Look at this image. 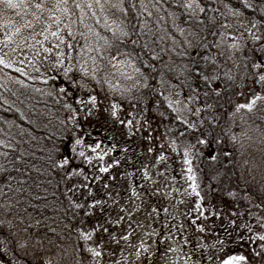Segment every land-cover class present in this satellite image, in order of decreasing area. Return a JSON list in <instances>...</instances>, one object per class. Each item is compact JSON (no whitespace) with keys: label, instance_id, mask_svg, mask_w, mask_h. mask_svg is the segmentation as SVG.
<instances>
[{"label":"trees","instance_id":"16d2710c","mask_svg":"<svg viewBox=\"0 0 264 264\" xmlns=\"http://www.w3.org/2000/svg\"><path fill=\"white\" fill-rule=\"evenodd\" d=\"M54 1L44 0L46 8ZM35 2L38 0H24L28 5ZM89 2L93 4L91 9L86 7ZM179 2L182 3L183 0ZM224 2L240 7L238 0ZM76 3L84 6L85 23L101 35L111 38L113 33L109 28L126 26L129 36L123 41L114 42L109 51L116 55L119 48L123 52L134 53L133 59L139 57L136 67L148 77L147 87H141L139 90L131 87L130 93H118L122 96L115 98V104L119 105L117 109L126 112L131 105L129 112L133 109L141 112L145 125L158 124L160 136L164 141L162 145H171L177 149L173 161L182 169V176L189 178L194 174L200 175L211 190L209 194L223 185L224 188L228 187V183L235 188L240 186L239 190L246 191L250 197V201L247 199V207L250 205L248 209L255 211L258 204L256 202H259L264 213V100H257L254 109L246 112L248 119L244 117V125L250 124L253 127L251 137L240 128L242 117H235L236 100L251 99L256 93L264 96V85L254 82L255 70L251 68V63L259 54L250 51L252 42L249 39L242 41L245 46L234 54L227 48L231 36L225 38L220 47L215 46L220 40L221 31L230 32L233 36L242 34L248 37L244 29L251 26L253 16L262 21L264 16L249 9L241 17H225L217 12L206 11L201 13L199 18H190L174 0H160L163 7L157 4V0H108L107 3L101 0L103 8L96 6L95 0H76ZM118 3L122 7L112 6ZM69 5L72 6V0H69ZM212 6L218 7L220 12L225 11L222 3H214ZM19 10L26 15H31L34 11L39 12L31 6L7 9L0 4V17L8 18ZM71 10L74 15L70 20H79L80 10L74 6ZM168 12L176 13L178 19L175 20V25L184 29L183 34L176 30ZM209 16L216 17L215 23L209 22ZM240 21H245L243 26H240ZM226 22L233 24V27L221 29L219 25ZM106 23L109 26L107 28ZM141 24L144 27H141ZM259 27L264 31V23ZM75 28L85 31L79 23ZM77 40L79 44L84 42L79 37ZM185 40L189 41L191 46L186 44ZM133 41L138 43L134 44ZM259 43H264V39ZM201 44L207 46L201 47ZM78 50L77 47L75 51ZM222 51L224 55L220 54ZM153 52L156 53L155 57ZM181 52L184 55H180ZM230 54L233 56L231 59ZM204 57H214L215 62L211 59L205 60ZM244 57L249 59L245 60ZM144 61L148 63L145 64ZM17 68L20 71H17ZM108 68L111 67L108 65L107 71ZM260 71H264V68ZM200 73L216 75L218 79L209 84L200 79ZM225 73H229L232 79L229 80ZM73 74L75 79H79L75 68L73 73H70ZM136 79L143 83L142 77L134 76V82ZM121 85V81L116 82L111 89ZM61 88L65 91L61 92ZM214 88L219 89V94L212 90ZM88 89L95 94H101L105 87L94 85ZM191 89L196 90L197 99L189 103L187 98L193 95ZM121 90L123 89L120 87ZM86 91L73 87L64 76L63 68L52 69L44 76L28 72L19 64L14 63L11 67L0 64V141H3L0 143V241L4 242L0 247L8 245L11 250L18 252L21 255L17 258L19 263L27 264L25 261L35 260L44 255L47 249L51 252L57 251L61 255L60 252H64L65 247L69 249V244L77 242L76 230L79 226L75 221V212L87 214V220L91 217L90 214L99 219L100 213L103 219L105 217L108 220L107 226H112V219L109 220L110 211L101 207V204L93 203L94 200L101 201L103 188L98 184L100 189L93 191L92 189L98 186L90 181L87 186L91 187V190L87 187V193L81 194L79 191L86 182L83 178L90 177L87 176L90 174L101 177L100 163L107 162L106 156L97 158L96 153L88 155L91 160L85 161L78 155L80 146H76L75 152L72 151V145L82 124L74 123L76 119L67 114L68 110L64 105L70 104L71 110L79 112L81 107L78 106L77 100L83 99L82 93ZM177 92L179 96L176 95ZM205 92L208 93L207 96L204 95ZM177 100L181 101V108L183 104H188L191 112L184 111L183 115L190 123L196 125L194 128L188 129L187 125L174 119L176 113L168 108V103ZM205 104L212 107L205 108ZM196 108L201 109L198 116L193 115ZM229 113L235 114L230 116ZM234 135L235 141L232 140ZM256 136L261 138V142L255 140L253 143L256 145H252L249 141ZM201 139L205 141L204 144L199 143ZM123 141L126 140L119 141V146L117 140L114 143L115 149H118L119 160ZM186 149L190 150L186 153ZM247 153L256 159L253 166L248 161L251 155ZM186 156L188 164L184 162ZM62 159H67L68 163H60ZM161 160L160 158V170H166L164 172L171 178L169 172L172 170L163 168ZM258 170H263V173H257ZM69 172L82 174L69 176ZM161 174L162 171L160 178ZM182 176L173 178L174 184L188 187L186 179ZM178 179H182L186 185H180ZM195 190L202 191L200 187H195ZM157 191L160 192V197L164 195L160 189ZM171 193L175 197L178 195L177 200H182V193ZM83 195L86 196L82 197ZM212 195L210 206L216 203V196ZM80 199L86 203H79ZM68 200L73 202L69 203ZM75 204L81 207L76 208ZM226 204L227 201L219 203L215 210L223 211ZM202 206L203 204H200L199 208ZM239 207L242 212L246 210L243 206ZM248 212L251 213L249 210ZM175 213L177 211L171 204V209L167 212L168 217H174L172 220L178 224L180 221L173 216ZM227 216L232 217L231 214ZM22 259L23 261H20Z\"/></svg>","mask_w":264,"mask_h":264},{"label":"rangeland","instance_id":"374dc122","mask_svg":"<svg viewBox=\"0 0 264 264\" xmlns=\"http://www.w3.org/2000/svg\"><path fill=\"white\" fill-rule=\"evenodd\" d=\"M54 5L55 1L48 8H52L56 15L61 16L64 23H68L70 17L55 9ZM34 12H31V15H26L19 10L8 18L0 17V57L11 61V65L19 64L28 72L40 73L45 76L46 72L49 73L52 69L66 67L67 60L63 66L53 67L57 59L55 55L58 50L55 47L57 41L51 36L45 40L40 33L45 27H48L49 31L56 30L55 24L52 23L55 17L48 11H44L42 14L35 12L42 18L37 23L33 17ZM28 22H31V27L26 26ZM73 27L75 28V25ZM17 28L20 29L19 32L15 31ZM61 32L66 35V29L62 25ZM37 41H41L43 47L52 48V51L44 52ZM59 50L66 51L65 48ZM37 52L39 55H36ZM110 54L115 55L114 52H110ZM118 59L122 58L118 57ZM109 66L111 68H108L107 72L110 83L114 86L116 82L121 81L123 85L120 87L122 89L130 88L131 91L134 80L125 79V76L132 75V69L126 65L123 67L116 65L115 68L112 65ZM124 84L127 85L124 86ZM94 85H96L95 81L89 82V87ZM103 86L105 89L101 94H95L89 89L82 93L85 101H87L88 95L97 96L98 106L91 112L89 109L92 106L89 102L83 106L79 104L78 106L81 107L79 112L67 108V114L74 116L76 125L78 122L82 124L77 137L82 141V144L79 145L80 151H83L85 156L93 155V153H100L97 158L106 156L107 162L100 163L99 168L112 165L107 172L100 171L102 176L99 180L96 179L95 174L94 176L87 175L90 176L87 179L83 178L86 182L79 190L81 194L87 193L89 186L85 187V185H88L90 181L97 183L96 186H98L94 187L93 191L100 189V186L103 188L101 207L110 211L109 220L112 219V226L111 228L107 226L108 220L105 217L103 219L100 213L99 219L100 217L102 219L99 220L89 213L91 217L87 220V214L75 212L78 229L83 232H91V238L88 240L80 238V234L76 230L78 241L69 244V249L65 247L66 250L60 252L61 255L57 251L51 252L47 249L44 255L33 261H25V263L95 264L91 254L84 249L99 245L97 250L102 251V255L96 259L100 261V264H220V261L228 255L245 256L246 261L239 262V264H264L262 242L259 239L251 238L253 233L264 232V228H261L256 221V216L264 217L259 202H256L258 204L255 211L248 209L250 205L247 207V199L250 201V197L247 192L239 190L240 186L235 188L228 183L226 184L228 187L224 188L225 185H223L212 190V194L216 196L214 198L216 203L210 206L213 195L209 194L211 190L205 184V180L202 181V177L196 174L191 176L192 179L186 175L182 176V169L176 164V161H173L177 149L171 145L169 147L162 145L164 141L160 136L158 124L145 125L141 112H136L135 109L129 112L131 105L126 112L117 109V116L113 117L111 106L117 100L115 98H121L119 96L122 95L118 93H123V90L120 91V87L111 89L108 85ZM126 96L128 95L126 94ZM248 100L241 98L236 100V104L247 103ZM246 112H248L247 109H241L235 114V117H242L239 123L240 128L251 137L253 127L250 124L244 125ZM128 121L132 123L129 124ZM155 127L157 129H154ZM123 139L127 142L123 141V151H121V160H119L118 149H115L114 143L117 140L119 146V141ZM255 140L261 142V138L258 136L252 137L249 142L256 145L253 143ZM97 144L99 147H96ZM93 148H95V152H93ZM150 148L152 151H149ZM160 158L163 162L162 167L172 170L169 172L171 178L164 172L166 170H160ZM255 160L252 155L248 158L252 166ZM113 161H118V163H113ZM160 171L163 172L161 178ZM145 172L148 174V179H145ZM257 173H263V170H258ZM180 176L186 179L188 187L183 186L186 184L182 179H178L177 182L183 187L174 184V179ZM157 184L160 191L164 193L161 197L160 192L156 189ZM193 184L195 187H200L202 191H193ZM89 188L91 190V187ZM133 191L136 195H133ZM172 191H177L179 195L182 193L185 196L181 195L182 200L179 201L176 199L178 195L175 197L171 193ZM223 192L224 195H222ZM189 198L191 199L189 200ZM188 201L191 202L188 203ZM225 201L227 204L223 211L215 210L219 203ZM68 202L72 203L73 200H68ZM79 203L86 202L80 199ZM171 204L177 211L173 216L180 221L178 224L172 220L174 217L171 214L172 218L168 219L167 212L171 209ZM200 204H203L201 208H199ZM137 205L139 207H136ZM239 206H243L246 210L242 212ZM129 212L132 213L130 217ZM230 214L232 217L227 216ZM249 227L251 231H249ZM104 229L107 231H103ZM125 235L128 237L127 240L123 239ZM141 242L147 246V251L140 249L141 255L138 257L136 252ZM6 247L7 251L0 252L3 264H23L17 262V258L21 255L11 250L8 245ZM170 248L173 250L168 251Z\"/></svg>","mask_w":264,"mask_h":264},{"label":"snow or ice","instance_id":"6c2138e0","mask_svg":"<svg viewBox=\"0 0 264 264\" xmlns=\"http://www.w3.org/2000/svg\"><path fill=\"white\" fill-rule=\"evenodd\" d=\"M108 0H105V3H107ZM174 2L178 3V6L183 8L186 13L189 14L191 17L199 18L201 13L207 12H217L222 16L225 17H241L245 14V11L252 10L253 13H259L262 16H264V0H238L240 7H234L230 2H224V0H183L182 3L179 2V0H174ZM214 3H222L223 8L225 9L224 12H220V9L218 7L214 8L212 5ZM0 4H3L4 8L7 9H15L19 8L21 6L23 7H34L39 12L48 11L52 14V16L55 17V19L52 21V23L55 24L56 30L55 31H49L48 27H45L43 32L40 33L41 36H44V39L47 40L49 36L54 37L56 39L55 47L58 49L55 53L56 55V61L53 64V67H59L63 66L67 60V67L63 68V74L64 76L72 83L73 87H79L81 90L88 89L89 82L95 81L96 85L103 86L108 85L109 88H114V86L110 83L109 74L107 72L108 65H112L113 68L116 67V65L120 66H127L128 68L132 69V75H126L125 79L132 80L133 76H139L143 78V83H141L140 79H136L135 82L131 85L132 88H136L139 90L141 87H147L148 86V77L144 75V73L141 71L139 67H136V61L139 60V57H136L133 59L134 53L129 52H123L119 48H117L116 55L110 54V49L114 46V42L116 41H123L125 37L129 36V32L126 30L125 27L116 26L115 28H109V31L113 33L112 37L109 38L108 36L101 35L99 32H97L91 25L85 23V12H84V6H82L81 3H76V0H72V6H74L76 9L80 10V18L79 20L72 19L68 23H64L61 16L56 15V13L53 11L52 8H46L44 0H38V2H35L32 5H28L24 3V0H0ZM157 4L160 5V7H163V4L160 3V0H157ZM95 5L99 6L101 8L104 7L103 4H101V0H95ZM69 5V0H55V9L62 12L68 17H71L74 15V13L71 10V7ZM113 7H122L120 3L112 5ZM87 8L91 9L93 7V4L91 2L87 3ZM153 7H156V5H153ZM95 15V13H93ZM151 15V13H149ZM168 16L172 18L174 27H176V30L183 34L184 29L179 28L175 25V20L178 19L176 13L174 12H168ZM33 17L36 20L37 23L40 22L42 19L40 16L37 15V13H33ZM163 19V17H161ZM208 20L210 23H215L216 17L215 16H209ZM79 23L85 31H80L77 28H74L73 25H76ZM240 26H243L245 21H240ZM264 21L257 20L255 18V15L253 16V19L251 20V26L244 29L248 33V37L243 36L242 34L239 36H233L230 32H220V40L215 45L216 47H220L221 44L225 42V38L232 37L231 42L227 44V48L231 50V53L234 54L236 52L241 51V49L245 46L242 41L249 39L252 42V47L250 48V51H252L254 54L258 53L259 56L254 58V62L251 63V68L254 71L253 75L255 76V83L264 85V71H260V69L264 68V43H259L262 39H264V31L261 30L259 27ZM61 25L64 29H66V35L61 32ZM27 27H31V22H28L26 24ZM105 27H109L107 23L105 24ZM141 27H144L143 24H141ZM221 29L224 28H232L233 24L231 23H225L223 25H219ZM253 29H256L253 31ZM16 32H19L20 29H15ZM45 33H48V35H45ZM77 37L82 39L84 41L83 44H79V41L77 40ZM5 39H8V37H5ZM133 43H138V41H133ZM186 44H189V41L185 40ZM37 44L41 45V48H43L44 52H51L52 48H46L43 47V43L41 41H37ZM201 47H206L207 45L201 44ZM79 47V51H75V49ZM147 45H145V48ZM65 48L66 51H61L59 49ZM163 51V49H161ZM153 56H156V53H152ZM221 55H224L223 51L220 53ZM36 55H39L37 52ZM180 55H184L183 52L180 53ZM118 57H122V59H118ZM229 58H233V56L230 54ZM205 60L211 59L213 63L215 62L214 57H204ZM245 60H248L249 57H244ZM75 61V63L73 62ZM145 64H147V61H144ZM0 64H4L6 67H11V63L6 61L4 57H0ZM151 67V65H149ZM76 69L79 73V79H75L73 75H70V73H73V69ZM17 71H20L19 68L16 69ZM198 71V69H197ZM225 76L229 80L232 79V76L229 73H225ZM200 79L211 83V81H215L218 79L216 75L208 76L204 75L203 73H200ZM190 87V86H189ZM214 92L219 94V89L214 88L212 89ZM61 92H64L65 89L61 88ZM193 95L188 96L189 103L197 99L196 90L191 89ZM123 93H130V88L123 89ZM177 96H179V93H176ZM205 96L208 95L207 92L204 93ZM257 100H264V96H261L259 93H256L252 96L251 99L248 100L247 103L243 104H236L235 105V112H240L241 109H247L249 112H251L256 104ZM91 103L92 108L89 109V112H91L92 109L96 108L98 106L97 96L96 95H88L87 101L83 99H78L77 103L81 105H85L87 103ZM174 104L176 106H174ZM181 104V101L177 100L174 102L168 103V108L171 109L173 113H176L174 119L176 121H180L183 124L187 125L188 129L194 128L196 125L193 123H190L183 115L184 111L191 112V109L189 108L188 104H183V108H181L179 105ZM65 108L71 109V105L65 103ZM119 105L112 104L111 106V115L113 117L117 116V108ZM205 108H211L212 105L205 104ZM74 111V110H73ZM201 112L200 108H196L195 113L193 115H199ZM235 113H229L230 116L234 115ZM163 115V114H161ZM129 124H131V121H128ZM232 140H236V136H232ZM0 143H3V141H0ZM175 143V141H173ZM200 144H204L205 141L201 139L199 141ZM82 144V141L80 138H77L74 141V144L72 145V151H76V146H79ZM11 146V145H7ZM96 147H99L97 144ZM93 152H95V148L92 149ZM190 149H186V153ZM149 151H152L150 148ZM4 155H7V153H4ZM80 157H83L85 161L91 160V157L85 156V153L83 151H80L78 153ZM96 155H100V153H96ZM227 155V154H225ZM159 159V157H157ZM212 159H215V157H212ZM185 164H188L187 156L185 157ZM60 163L67 164V159H62ZM113 163H118V161H113ZM112 165L109 164L107 167L101 166L100 171L101 172H107L109 168H111ZM189 171L191 169L189 168ZM81 172H69L68 175H81ZM145 179H148L147 172L144 173ZM87 179V177H85ZM193 177H189V179H192ZM97 180L100 179L99 176L96 177ZM75 187V186H74ZM87 187V185H85ZM107 187V185H105ZM193 191H195V184L192 185ZM133 195H136L135 191H133ZM199 195V193H197ZM229 195H232L229 193ZM93 203L95 204H101L102 201L100 200H94ZM76 208H80L81 205L75 204ZM259 206V205H258ZM136 207H139L137 205ZM135 210V209H133ZM129 217L132 215L131 212L128 213ZM255 215V214H253ZM123 219V217H121ZM256 221L260 225L261 228H264V217L256 216ZM247 227V225H244ZM203 231V229H201ZM77 231L80 234V238L84 240H88L91 238L92 233L91 232H83L77 229ZM104 231H107V229H104ZM249 231H251V228L249 227ZM252 239H259L261 243V248H264V232H256L253 233ZM114 239V237H113ZM123 239L127 240L128 237L125 235ZM4 243L3 241H0V244ZM100 246L97 245L96 247H87L84 249V251L91 254L92 258L95 260V264H100V261L96 258L100 257L102 255V251H98L97 249ZM140 249H144L147 251V246L143 244L142 242L139 245V248H137L136 255L139 257L141 255ZM173 249H168V251H172ZM7 251V247L0 248V252ZM151 255V253H149ZM121 259H124L121 257ZM246 261V257L243 255H228L225 259L220 261V264H239V262ZM0 264H3V260L0 259Z\"/></svg>","mask_w":264,"mask_h":264}]
</instances>
